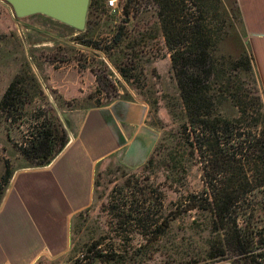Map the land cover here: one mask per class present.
<instances>
[{"label": "rangeland", "instance_id": "374dc122", "mask_svg": "<svg viewBox=\"0 0 264 264\" xmlns=\"http://www.w3.org/2000/svg\"><path fill=\"white\" fill-rule=\"evenodd\" d=\"M159 1L135 0L126 15L122 5L120 12H113L102 0L95 5L92 28L84 33L42 15L19 18L10 4L0 0V100L14 84L25 101L23 112L13 117L8 108L0 106V207L15 173L39 166L25 157L23 149L36 138L49 111L56 113L68 134L73 113L118 98L140 99L148 103L149 122L160 135L153 163L127 168L111 157L98 166L92 202L73 219L70 249L58 257H42L36 264H69L100 238L106 246L114 242L116 246L133 245L142 240L138 231H129L131 226L125 231L117 229L115 223L132 195L141 201L144 195L157 203L162 200L164 216H178L168 235L170 241L159 246L160 256L146 264H179L182 258L197 254L202 256L200 264H232L237 258H206L210 247L219 246L218 233L212 230L207 215L181 213L177 204L182 192L201 188L202 178L181 127L185 106L172 68ZM186 2L189 11L203 16L214 59L212 111L234 116L240 100L251 110L245 124L262 122L260 101H264V93L256 63L258 83L242 71L231 41L236 26L250 50L244 25L227 13L232 0Z\"/></svg>", "mask_w": 264, "mask_h": 264}, {"label": "trees", "instance_id": "16d2710c", "mask_svg": "<svg viewBox=\"0 0 264 264\" xmlns=\"http://www.w3.org/2000/svg\"><path fill=\"white\" fill-rule=\"evenodd\" d=\"M101 1L91 0L84 33L92 28L97 11L95 5ZM134 1L120 0L124 14L131 12ZM186 1L158 2L172 51V68L185 106L186 117L181 127L187 133L185 141L195 163L200 165L202 178L201 188L185 190L177 204L181 213L192 211L207 215L212 230L218 233L219 246L210 247L206 258L225 260L236 256L232 264H264V101L261 98L263 120H256L253 125L245 124L251 110L240 100L234 116H228L223 110L212 111L215 95L210 81L214 76V59L208 47L203 16L189 11ZM228 6L227 13L242 25L238 1L232 0ZM232 35L242 71L250 73L258 83L254 56L244 46L236 26ZM90 41L86 40L87 43ZM0 106L8 108L11 117L25 109V101L14 84L5 91ZM67 142L68 134L60 118L54 111H49L36 138L23 153L27 159L43 166L50 163ZM147 163H153V155ZM122 206L124 210L115 222L117 229L127 231L131 226L129 231H138L142 240L139 238L140 241L133 245L118 243L120 245L116 246L114 242L106 246L100 238L89 244L78 257L70 259L69 264H146L160 256L159 246L170 241L168 235L178 216H164L162 200L157 203L155 198L147 195L142 201L139 196L132 195ZM120 235L128 240L123 232ZM188 257L182 258L179 264H200L202 256Z\"/></svg>", "mask_w": 264, "mask_h": 264}, {"label": "crops", "instance_id": "0c3cea01", "mask_svg": "<svg viewBox=\"0 0 264 264\" xmlns=\"http://www.w3.org/2000/svg\"><path fill=\"white\" fill-rule=\"evenodd\" d=\"M237 1L264 93V0ZM37 15L47 17H28ZM149 115L148 103L135 98L71 114L64 149L50 163L13 176L0 207V264H36L66 253L74 217L92 202L98 166L114 157L139 168L153 154L160 135Z\"/></svg>", "mask_w": 264, "mask_h": 264}, {"label": "water", "instance_id": "95a60500", "mask_svg": "<svg viewBox=\"0 0 264 264\" xmlns=\"http://www.w3.org/2000/svg\"><path fill=\"white\" fill-rule=\"evenodd\" d=\"M19 18L43 14L77 31L87 25L91 0H4Z\"/></svg>", "mask_w": 264, "mask_h": 264}, {"label": "built area", "instance_id": "2783aa9c", "mask_svg": "<svg viewBox=\"0 0 264 264\" xmlns=\"http://www.w3.org/2000/svg\"><path fill=\"white\" fill-rule=\"evenodd\" d=\"M106 3L108 5V8L111 9V11L120 12L121 9L120 0H106Z\"/></svg>", "mask_w": 264, "mask_h": 264}]
</instances>
